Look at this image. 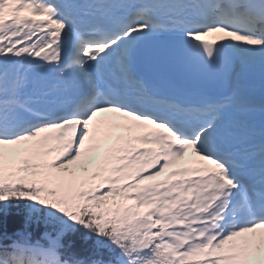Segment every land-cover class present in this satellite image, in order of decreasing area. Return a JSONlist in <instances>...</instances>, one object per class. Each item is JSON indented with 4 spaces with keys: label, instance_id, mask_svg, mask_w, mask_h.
<instances>
[{
    "label": "snow or ice",
    "instance_id": "snow-or-ice-1",
    "mask_svg": "<svg viewBox=\"0 0 264 264\" xmlns=\"http://www.w3.org/2000/svg\"><path fill=\"white\" fill-rule=\"evenodd\" d=\"M238 65L264 68V0H0V264H264V120L194 94Z\"/></svg>",
    "mask_w": 264,
    "mask_h": 264
},
{
    "label": "trees",
    "instance_id": "trees-1",
    "mask_svg": "<svg viewBox=\"0 0 264 264\" xmlns=\"http://www.w3.org/2000/svg\"><path fill=\"white\" fill-rule=\"evenodd\" d=\"M21 211L20 209L14 210L10 215L15 218L16 221H19L22 219L21 217ZM22 223H13L9 225L6 222H0V243L3 245L12 243V239H7L5 237H12L15 239V233L22 230ZM49 231H51L49 229ZM29 232H31V240L32 242H35L40 239L41 235L44 232L43 225L37 227L36 225H33ZM94 243V240H84L80 236H75L74 239H68L65 243V249L68 250V252H74L77 254H82V249L84 248H90V246ZM73 244H76V247H73ZM68 252H65V257L67 256Z\"/></svg>",
    "mask_w": 264,
    "mask_h": 264
},
{
    "label": "rangeland",
    "instance_id": "rangeland-1",
    "mask_svg": "<svg viewBox=\"0 0 264 264\" xmlns=\"http://www.w3.org/2000/svg\"><path fill=\"white\" fill-rule=\"evenodd\" d=\"M17 166H20V165H17ZM20 174L26 176L28 179L31 178L29 175H26V174H24V173H20ZM141 211H143V210H141Z\"/></svg>",
    "mask_w": 264,
    "mask_h": 264
},
{
    "label": "bare ground",
    "instance_id": "bare-ground-1",
    "mask_svg": "<svg viewBox=\"0 0 264 264\" xmlns=\"http://www.w3.org/2000/svg\"><path fill=\"white\" fill-rule=\"evenodd\" d=\"M260 231V230H259ZM262 232H264V230H261Z\"/></svg>",
    "mask_w": 264,
    "mask_h": 264
}]
</instances>
